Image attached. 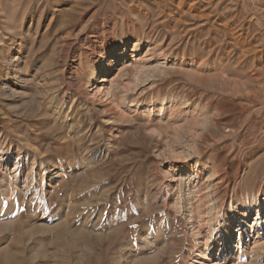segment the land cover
<instances>
[{
  "label": "rangeland",
  "instance_id": "rangeland-1",
  "mask_svg": "<svg viewBox=\"0 0 264 264\" xmlns=\"http://www.w3.org/2000/svg\"><path fill=\"white\" fill-rule=\"evenodd\" d=\"M0 264H264V0H0Z\"/></svg>",
  "mask_w": 264,
  "mask_h": 264
}]
</instances>
